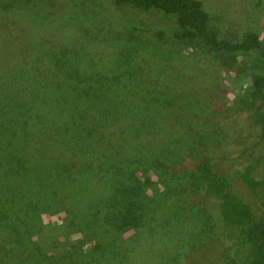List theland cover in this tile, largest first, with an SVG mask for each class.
Returning <instances> with one entry per match:
<instances>
[{
    "label": "rangeland",
    "instance_id": "rangeland-1",
    "mask_svg": "<svg viewBox=\"0 0 264 264\" xmlns=\"http://www.w3.org/2000/svg\"><path fill=\"white\" fill-rule=\"evenodd\" d=\"M200 1L208 13L209 25L219 36L234 39L251 30L258 35L264 50V0ZM176 28L172 15L128 4L115 5L111 0H0V75L48 72L54 75L55 82L61 80V84L63 81L76 85L80 90L87 89L85 83H91L101 87L128 85L154 94L122 97V105L112 98L109 102H115L121 110L119 121L114 127L110 123L97 125L98 130L113 127L111 135L114 132L119 135L114 145L120 158L129 150L139 154L130 146L139 133L144 149L179 155L170 173L149 171L147 183L142 168L132 170V175L137 176L136 183L144 188V208L150 210L160 204L169 210L160 209L158 217L147 214L125 233L123 246L133 247L141 236L150 240L140 246L132 261L130 256L121 264H246L245 246L229 248L228 256L233 263L221 257L222 248L232 240L224 237L218 203L203 196L189 173L199 158L209 156L213 169L228 178L230 189L255 214L263 213L262 190L247 188L237 171L253 163L252 156L264 154V139L259 138L245 108L248 84L241 81L245 74L238 75V70L255 62L264 64V58L258 49L233 57L216 54L199 42L172 38ZM17 86L26 90V96L33 90L25 84ZM42 107L48 113L43 135L47 134L46 144L56 155L62 144L68 145L66 140L60 143L56 136L64 120L50 117L49 103ZM131 116L136 119L129 120ZM34 120L29 119L22 131L21 122L11 128L21 131L22 137H30L37 130V126L33 127ZM70 126H81V122L71 121ZM5 136L15 150L16 137L10 135V128ZM40 136L36 133L28 140L33 147L25 153L36 150L35 141ZM71 144L74 149L68 150L72 153L65 158L78 159L85 151L80 137ZM65 149L62 154L67 152ZM45 152H50L48 147ZM14 153L17 156L14 154L12 166L17 174L23 175L10 177L13 196L28 199L27 222L38 226V240L46 238L47 246L55 240L60 245L67 241L80 243L85 250L90 248L95 237L74 230L84 222L70 193L75 185L63 186L65 180H54L48 186L49 195L44 191L46 185L34 180L35 175L27 185L29 174L45 172L46 163L37 166L40 155L33 154L31 158L32 153L19 150ZM59 166L63 167L61 163ZM263 172L264 162L260 161L251 174L259 178ZM185 191L187 200L174 207L176 197Z\"/></svg>",
    "mask_w": 264,
    "mask_h": 264
},
{
    "label": "trees",
    "instance_id": "trees-1",
    "mask_svg": "<svg viewBox=\"0 0 264 264\" xmlns=\"http://www.w3.org/2000/svg\"><path fill=\"white\" fill-rule=\"evenodd\" d=\"M111 1L115 5L128 4L140 10H157L172 15L177 25L171 33L174 39L199 42L216 54L231 57L258 49L264 58V50L254 31L245 30L234 39L219 36L217 30L209 25L208 13L200 0ZM262 68L264 69V64L255 62L238 70V75L245 74L244 78H241L242 82L245 80L248 84L246 89L248 100L245 108L249 111L252 124L258 129L259 138L264 139V70H261ZM28 74L19 72L15 75H0V114L2 115L0 119V264H102L103 262L121 264L130 256L132 261L140 246H145L150 238L139 236L140 238L135 240L138 245L134 243L133 247L123 246L125 233L147 214L152 213L153 217L155 215L158 217L160 209L169 210L167 206L161 208L160 204H156L150 210L144 208V188L136 183L137 176L132 175V170L142 168L147 183L150 181L149 171L170 173L179 155L144 149V145L139 140L141 139L139 133V138L130 141V146L135 147L139 154L129 150L127 153L132 154L130 158L125 156L126 152L123 153L124 157L120 158L119 149L114 145L119 135L116 132L111 135L110 131L120 119L121 110H118L115 102L122 105V97L130 99V97L154 94L128 85L101 87L85 83L87 89L80 90L76 85L71 86L63 81L61 84V80L55 82L54 75L48 72ZM18 83L33 88L32 92L27 93L26 96V90L18 87ZM112 98H115L113 103L109 102ZM46 103L52 105L49 108L50 117L64 120L56 136L60 143L66 140L68 145L62 144L61 148L55 151L56 155L53 154L50 145L46 144L47 134L43 135L46 133L44 120L48 113L43 110L42 105ZM95 103H98L99 107ZM29 119L34 120L33 127L37 126V130H34L30 137L25 138L20 136V133L29 123ZM135 119L132 116L129 118L131 121ZM74 120L81 122V126H70V122ZM16 122L22 123L20 133L11 128ZM101 123H110L113 127H105L106 130L109 129L108 131L104 128L98 130L97 125ZM7 125H9L8 129L10 128V135L16 137L13 138L16 143V146H13L15 150L10 147V138L5 136ZM89 127L93 128L88 129ZM36 133L41 134L35 141L36 150L25 153L33 147V144H28V140ZM79 137L85 151L79 154L78 159L71 157L66 159L65 155L72 153L68 150L74 149L71 143L78 141ZM46 147L50 152H45ZM63 148H66L67 152L62 154ZM18 150L25 154L32 153L31 158L33 154L40 155L39 160H35L37 166H42L44 163H46L45 167L47 166L45 172H30L32 174H29L30 182L27 185L32 183L34 175V180L46 185L44 191L47 190L48 195L50 194L48 186L54 180L58 181L60 178L65 180L63 186L75 185L70 188L71 197H75V206L80 210V216L85 223L81 222L74 230H81L88 236L95 237L90 248L85 250L80 243L74 245L67 241L62 242L64 245H60V242L56 244L55 240L53 245L47 246L46 238L38 240L36 237L38 226L27 222L28 215L25 209L29 203L28 199L24 200L19 196L20 199H17L13 196L14 191L11 188L10 177L23 175L17 174L12 166L11 160L14 152ZM252 159L253 163L246 164L241 171H237V174L251 191L257 187L262 190L260 204L264 207V172L259 178H254L251 174L260 161L264 162V154L256 158L252 156ZM60 163L63 167L59 166ZM77 164L81 165L80 169ZM58 169L63 172H59ZM189 174L191 179L195 180L196 186L200 187L203 196H209L218 203L224 237L232 240L231 244L222 248L221 257L233 263L234 261L228 256L229 248L233 245L239 248L245 246L246 264H264V211L259 215L255 214L242 197L230 189L228 178L213 169L209 156L199 158ZM25 189L27 190L26 187ZM187 196V191L177 196L174 207L187 200ZM105 254L107 257L104 256Z\"/></svg>",
    "mask_w": 264,
    "mask_h": 264
}]
</instances>
